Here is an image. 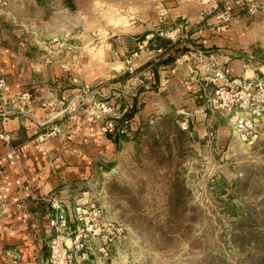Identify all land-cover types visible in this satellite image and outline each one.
I'll return each instance as SVG.
<instances>
[{
  "label": "crops",
  "instance_id": "0c3cea01",
  "mask_svg": "<svg viewBox=\"0 0 264 264\" xmlns=\"http://www.w3.org/2000/svg\"><path fill=\"white\" fill-rule=\"evenodd\" d=\"M11 1L0 0V78L6 83L0 112L7 118L0 131L8 136L7 141L0 140V264H44L53 214L48 201H61L71 219L73 206L89 198L93 178L107 169L129 136L152 116L156 96L177 111L196 114L201 127L209 118L204 110L212 92L201 79L204 65L228 67L236 82L264 81L263 15L240 16L217 33L198 16L202 0H134L130 9L134 21L127 26L101 25L96 33L98 49L67 47L58 57L45 59L41 37L27 45L13 28ZM33 4L41 6L42 1ZM56 4L50 20L40 19V25L50 26V37L59 31ZM73 6L72 2L61 8L70 11ZM160 7L168 10L163 26L167 36L162 38L155 32ZM150 33L159 40L179 41L181 51L158 66L156 80L154 66L148 64L164 61L169 53L159 57L153 40L132 61L134 75L122 78L128 69L126 58ZM25 91L31 99L20 107L19 97ZM86 97L87 104L81 106ZM97 100L112 103L117 118L128 120L126 135L105 134L101 120H88V109ZM69 104L70 111L64 112ZM51 125L58 127L54 135L47 134ZM12 147L21 154L20 163L13 166L6 157Z\"/></svg>",
  "mask_w": 264,
  "mask_h": 264
},
{
  "label": "rangeland",
  "instance_id": "374dc122",
  "mask_svg": "<svg viewBox=\"0 0 264 264\" xmlns=\"http://www.w3.org/2000/svg\"><path fill=\"white\" fill-rule=\"evenodd\" d=\"M41 1L13 0L10 11L24 44L42 38L45 59L67 47L94 51L101 25L134 21V0ZM57 2L61 39L40 25ZM166 101L156 96L152 116L93 178L87 201L101 207L103 223L124 229L91 241L80 264H264V136L247 146L224 115L205 108L199 127L196 114Z\"/></svg>",
  "mask_w": 264,
  "mask_h": 264
},
{
  "label": "built area",
  "instance_id": "2783aa9c",
  "mask_svg": "<svg viewBox=\"0 0 264 264\" xmlns=\"http://www.w3.org/2000/svg\"><path fill=\"white\" fill-rule=\"evenodd\" d=\"M168 10L160 7L157 10L156 29L158 37H166L163 29ZM264 16V0H221L209 3L202 0L198 16L205 27L220 33L227 30L234 20L240 16ZM155 36L147 34L138 44L136 51L127 58V72H135L132 61L145 51ZM160 51V50H159ZM201 79L205 86L212 88L207 98V108L212 113L227 116L237 140L247 146L255 145L264 136V81L259 78L234 81L228 67L209 63L203 66ZM6 83L0 78V100L4 101ZM20 107L31 99L28 91L19 97ZM87 97L80 102L87 104ZM71 104L66 105L64 112H69ZM87 118L90 121L101 120V131L105 134L119 136L128 133V120L117 118L115 105L105 100H97L88 109ZM6 115L0 112V128ZM58 127L51 125L47 134L54 135ZM0 140L7 141L8 136L0 131ZM10 165L20 163L21 154L17 148H10L6 153ZM20 185V182L17 181ZM52 209L48 228L51 238L48 244L49 255L44 264H80L86 258L89 243L95 239L104 242L111 241L123 231V227L113 228L102 222V209L95 203L83 201L73 206L71 219L68 218L64 204L56 199L48 201ZM70 224L72 227H70Z\"/></svg>",
  "mask_w": 264,
  "mask_h": 264
},
{
  "label": "trees",
  "instance_id": "16d2710c",
  "mask_svg": "<svg viewBox=\"0 0 264 264\" xmlns=\"http://www.w3.org/2000/svg\"><path fill=\"white\" fill-rule=\"evenodd\" d=\"M155 40H157L156 49L161 50V51H159L160 52L159 53L160 54L159 57L161 55L165 54V53H169L168 57L164 61L163 60L162 61L158 60L156 62L155 61H151L148 64V65H153L154 66L153 67V78H155L157 80L158 66H160L161 64H165V62L169 63L174 58V56H176V54L181 51V49L178 47L179 41H176V42L172 43V42H168V41L159 40L158 38L156 39V37L154 38V41ZM124 76L128 77L130 75L126 73V74H124Z\"/></svg>",
  "mask_w": 264,
  "mask_h": 264
}]
</instances>
